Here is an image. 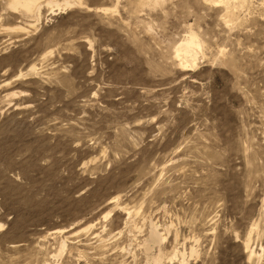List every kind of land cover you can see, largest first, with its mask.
Segmentation results:
<instances>
[{
	"label": "rangeland",
	"instance_id": "rangeland-1",
	"mask_svg": "<svg viewBox=\"0 0 264 264\" xmlns=\"http://www.w3.org/2000/svg\"><path fill=\"white\" fill-rule=\"evenodd\" d=\"M10 2L0 264H264V0Z\"/></svg>",
	"mask_w": 264,
	"mask_h": 264
},
{
	"label": "bare ground",
	"instance_id": "bare-ground-1",
	"mask_svg": "<svg viewBox=\"0 0 264 264\" xmlns=\"http://www.w3.org/2000/svg\"><path fill=\"white\" fill-rule=\"evenodd\" d=\"M10 1H11L10 4H9V9L10 10H20V8H21L27 13H31L33 11L35 13V10H37V12H40V9H41L40 0H10ZM224 1L226 2V3L225 2L224 3L227 5V7L230 8L231 11H232V8H234L233 10H237V7L242 4L241 0H224ZM243 1H244L245 4H247L245 2V0H243ZM212 2L215 3L216 1H212ZM208 3H210V2L208 1ZM244 3L242 4L243 6H244ZM218 4H220V2ZM47 5L51 6L52 8L57 7L58 9H61L62 6H63V5H59L58 3H55V2H48ZM70 5H71L70 4V0H65V5L64 6L67 7V6H70ZM215 5H217V2L215 3ZM225 9H228V8H226V6H225ZM227 11L228 10H225V12H227ZM34 13H33V15L37 14V13H35V14ZM231 16L233 18V15H231ZM231 16H230V18H231ZM39 18L40 17H39V14H38L37 15V21L39 20ZM233 19L235 20V18H233ZM24 29L25 28L20 27L19 31L24 30ZM200 43L201 42L199 41L198 37L195 34L191 33L190 35H188L187 37L184 38L183 42H180L179 44H177L175 46V60L179 63V65L181 66L182 69L186 70L188 68H193V67L196 66L200 50L202 49V47H201L202 45ZM152 228H153V230H152L149 238L146 239L147 241H146V244H145L146 248H147V250L146 249L145 250H146V253H148V254H151V252L153 250V245H159L160 246L162 244V242L164 241V239H162V236L159 234L157 227H152ZM249 241H250V238H249ZM245 249H247L246 253H248L249 245H246ZM62 250H64L63 247H62ZM62 250H61V252H62ZM191 251H193V250H191ZM250 252H251V257H253V256L257 257V256H255V251L251 250ZM162 259H163V255L161 253V250H159V255L158 256L153 254V258H152L153 264H161ZM182 260H184V259H182Z\"/></svg>",
	"mask_w": 264,
	"mask_h": 264
}]
</instances>
